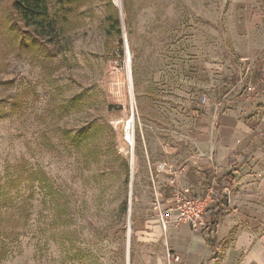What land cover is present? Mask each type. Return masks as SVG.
<instances>
[{
  "label": "rangeland",
  "instance_id": "obj_1",
  "mask_svg": "<svg viewBox=\"0 0 264 264\" xmlns=\"http://www.w3.org/2000/svg\"><path fill=\"white\" fill-rule=\"evenodd\" d=\"M13 1L0 0V184L8 168L29 210L0 264H137L148 160L195 151L210 110L259 120L249 149L264 151V0L52 1V39ZM37 168L46 180L22 179Z\"/></svg>",
  "mask_w": 264,
  "mask_h": 264
},
{
  "label": "crops",
  "instance_id": "obj_2",
  "mask_svg": "<svg viewBox=\"0 0 264 264\" xmlns=\"http://www.w3.org/2000/svg\"><path fill=\"white\" fill-rule=\"evenodd\" d=\"M223 108L218 113L210 110L205 119L197 120L188 135L195 151H173V160L166 159L172 174L155 173L160 160L147 164L153 197L160 195L163 202L181 186L199 195L213 181L226 182L225 174L231 172L233 181L226 182L229 209L209 235L214 246L187 225L163 229L152 210L134 232L140 250L137 264H264V166H259L264 151L249 149L259 135V120L251 125L239 111Z\"/></svg>",
  "mask_w": 264,
  "mask_h": 264
},
{
  "label": "trees",
  "instance_id": "obj_3",
  "mask_svg": "<svg viewBox=\"0 0 264 264\" xmlns=\"http://www.w3.org/2000/svg\"><path fill=\"white\" fill-rule=\"evenodd\" d=\"M52 1H56L60 6H64L77 0H14L12 7L24 25L32 28L35 36L52 39L58 36L59 30L57 27V12H51L50 10ZM112 17V15H109L107 20H110ZM112 21L116 25L110 23V28L114 29L116 34H119L117 19L112 18ZM22 164L24 165L25 161ZM34 174H36V179L41 178L43 180L44 178L46 180V176L40 168H37L29 175L27 173L25 178L22 179L33 180L35 179ZM231 175V172L225 174L226 182L231 183L233 181V176ZM2 177L3 183L0 184V262L12 252L13 245H15L20 232L19 229L26 230L29 210V196L24 197L21 195L18 188V177L13 178L8 168H6L5 174ZM29 184L25 186L26 190L32 188ZM39 187L43 191L45 189L52 190V187L47 185V183L45 186L39 183ZM15 190L19 191L14 192ZM228 209L229 207L225 200H222L210 209L209 234L210 231H215L221 215ZM23 217L26 219L22 220ZM204 237L209 244L214 246L213 240L209 236Z\"/></svg>",
  "mask_w": 264,
  "mask_h": 264
},
{
  "label": "built area",
  "instance_id": "obj_4",
  "mask_svg": "<svg viewBox=\"0 0 264 264\" xmlns=\"http://www.w3.org/2000/svg\"><path fill=\"white\" fill-rule=\"evenodd\" d=\"M129 119L125 121L124 142L128 147L134 143L129 132ZM132 152V151H130ZM151 166L149 167V170ZM155 173H173V167L166 161L155 163ZM225 200L230 201L228 184L226 182H211L199 195H192L190 187L181 186L172 190L170 198L163 202L160 195L155 194L152 202V210L158 217L161 227L166 229L169 225H187L191 230L211 236L209 234L210 209ZM174 215V216H173Z\"/></svg>",
  "mask_w": 264,
  "mask_h": 264
},
{
  "label": "bare ground",
  "instance_id": "obj_5",
  "mask_svg": "<svg viewBox=\"0 0 264 264\" xmlns=\"http://www.w3.org/2000/svg\"><path fill=\"white\" fill-rule=\"evenodd\" d=\"M117 4H118V3H117ZM130 123H131V122L129 121V126H128V128L130 127ZM129 132H130V128H129Z\"/></svg>",
  "mask_w": 264,
  "mask_h": 264
},
{
  "label": "water",
  "instance_id": "obj_6",
  "mask_svg": "<svg viewBox=\"0 0 264 264\" xmlns=\"http://www.w3.org/2000/svg\"><path fill=\"white\" fill-rule=\"evenodd\" d=\"M117 4V3H116ZM118 5V4H117Z\"/></svg>",
  "mask_w": 264,
  "mask_h": 264
}]
</instances>
